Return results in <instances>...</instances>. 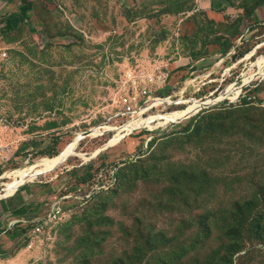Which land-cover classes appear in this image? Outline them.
Wrapping results in <instances>:
<instances>
[{"label": "rangeland", "instance_id": "374dc122", "mask_svg": "<svg viewBox=\"0 0 264 264\" xmlns=\"http://www.w3.org/2000/svg\"><path fill=\"white\" fill-rule=\"evenodd\" d=\"M24 188L48 210L0 264H264V0H3L0 199Z\"/></svg>", "mask_w": 264, "mask_h": 264}, {"label": "crops", "instance_id": "0c3cea01", "mask_svg": "<svg viewBox=\"0 0 264 264\" xmlns=\"http://www.w3.org/2000/svg\"><path fill=\"white\" fill-rule=\"evenodd\" d=\"M32 189L24 188L11 196L0 199V237L4 235L6 238L10 229L15 225L24 227L28 222L40 218L36 215L45 216L48 209L44 211V214L41 213L47 206L43 204L46 201L42 198L44 195L38 196L37 201L28 202V196H33Z\"/></svg>", "mask_w": 264, "mask_h": 264}, {"label": "bare ground", "instance_id": "6f19581e", "mask_svg": "<svg viewBox=\"0 0 264 264\" xmlns=\"http://www.w3.org/2000/svg\"><path fill=\"white\" fill-rule=\"evenodd\" d=\"M196 112V110H188V111H181L179 113H173L169 115L170 119H176L179 120L182 117H187L190 116L192 114H194ZM140 126V123H133V125L131 127H129L130 129H134ZM107 130H110V128L107 127ZM80 141V138L76 141V145L73 146L70 150L76 149L75 147L78 145ZM69 156H71V153H67L64 156H61L57 159H45L41 162L38 163V165H58L61 162H64L66 158H68ZM33 167H29L27 168L24 173H28L29 171H32ZM23 173L21 171H14V172H10L6 175V177L12 178L13 182L10 184L11 188H14L15 190H17V188L22 184V181L19 179V177L22 175ZM23 176V175H22Z\"/></svg>", "mask_w": 264, "mask_h": 264}, {"label": "built area", "instance_id": "2783aa9c", "mask_svg": "<svg viewBox=\"0 0 264 264\" xmlns=\"http://www.w3.org/2000/svg\"><path fill=\"white\" fill-rule=\"evenodd\" d=\"M2 1L3 0H0V3ZM6 54L7 53H4L3 55L6 56ZM125 106L128 108V111H134L132 103L128 98L125 100ZM48 222L49 221H46V226H49ZM29 233H30L31 237H36L38 235H41L42 234V225L39 224L37 226H34L33 228H31L29 230Z\"/></svg>", "mask_w": 264, "mask_h": 264}, {"label": "trees", "instance_id": "16d2710c", "mask_svg": "<svg viewBox=\"0 0 264 264\" xmlns=\"http://www.w3.org/2000/svg\"><path fill=\"white\" fill-rule=\"evenodd\" d=\"M248 205H250V204H248Z\"/></svg>", "mask_w": 264, "mask_h": 264}, {"label": "water", "instance_id": "95a60500", "mask_svg": "<svg viewBox=\"0 0 264 264\" xmlns=\"http://www.w3.org/2000/svg\"><path fill=\"white\" fill-rule=\"evenodd\" d=\"M2 199V198H1Z\"/></svg>", "mask_w": 264, "mask_h": 264}]
</instances>
